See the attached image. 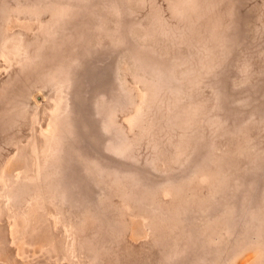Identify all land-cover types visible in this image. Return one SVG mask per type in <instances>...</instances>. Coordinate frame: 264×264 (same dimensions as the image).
Wrapping results in <instances>:
<instances>
[{
    "label": "rangeland",
    "instance_id": "obj_1",
    "mask_svg": "<svg viewBox=\"0 0 264 264\" xmlns=\"http://www.w3.org/2000/svg\"><path fill=\"white\" fill-rule=\"evenodd\" d=\"M0 264H264V0H0Z\"/></svg>",
    "mask_w": 264,
    "mask_h": 264
}]
</instances>
